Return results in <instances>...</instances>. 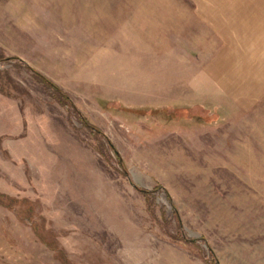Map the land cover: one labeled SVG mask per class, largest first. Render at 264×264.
Wrapping results in <instances>:
<instances>
[{
	"label": "rangeland",
	"instance_id": "374dc122",
	"mask_svg": "<svg viewBox=\"0 0 264 264\" xmlns=\"http://www.w3.org/2000/svg\"><path fill=\"white\" fill-rule=\"evenodd\" d=\"M263 10L0 0V264H264Z\"/></svg>",
	"mask_w": 264,
	"mask_h": 264
},
{
	"label": "trees",
	"instance_id": "16d2710c",
	"mask_svg": "<svg viewBox=\"0 0 264 264\" xmlns=\"http://www.w3.org/2000/svg\"><path fill=\"white\" fill-rule=\"evenodd\" d=\"M34 72H35V71H34ZM35 74H37L39 77L42 78V76H41L38 72H35ZM42 79H43L42 81H43L44 83H45V82L47 83V80H45L46 78H45V79L42 78ZM51 87H52L53 89L57 90L56 86L53 85V86H51ZM63 96H64V95H63ZM82 121L86 123V121L84 120L83 117H82ZM119 164H120V166H121L122 169H123L122 171H124V170H125V166H124V164H123L121 161H119ZM143 192H144V193H147L148 191H143Z\"/></svg>",
	"mask_w": 264,
	"mask_h": 264
},
{
	"label": "crops",
	"instance_id": "0c3cea01",
	"mask_svg": "<svg viewBox=\"0 0 264 264\" xmlns=\"http://www.w3.org/2000/svg\"><path fill=\"white\" fill-rule=\"evenodd\" d=\"M263 12H264V10H263Z\"/></svg>",
	"mask_w": 264,
	"mask_h": 264
}]
</instances>
